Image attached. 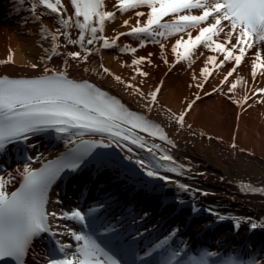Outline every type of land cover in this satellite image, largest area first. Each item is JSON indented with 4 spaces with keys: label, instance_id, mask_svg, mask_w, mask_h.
Returning <instances> with one entry per match:
<instances>
[{
    "label": "bare ground",
    "instance_id": "obj_1",
    "mask_svg": "<svg viewBox=\"0 0 264 264\" xmlns=\"http://www.w3.org/2000/svg\"><path fill=\"white\" fill-rule=\"evenodd\" d=\"M34 2L0 0V60L7 59L10 52L13 57L11 63L0 64V76L36 78L44 74L45 67L63 70L64 61L68 59L65 53L82 51L79 45L67 44L61 36L56 42L61 54L51 53L50 34L56 33L59 25L46 14L35 19L31 10ZM104 2L106 11L116 13L114 20L105 22L103 35L108 38L128 32L129 27L123 26V21L128 20L129 26H134L135 11H148L142 6L120 13L115 7L116 0ZM62 3L71 15L69 0H62ZM46 12L37 6V15ZM192 14H199V11L193 10ZM140 19L143 22L146 17ZM69 32L72 38L78 37L77 29ZM181 35L187 39L186 34L180 33L162 41L168 64L161 59L159 43L148 40L140 47L135 37L121 36L116 46L107 49L101 46L102 41L88 45L85 40L90 52L88 60L69 59L67 68L69 78L107 90L118 96L130 111L159 125L172 144L144 132L135 134L143 137L148 147L159 145V149H153L156 156L167 153L175 162L159 161V164L182 165L180 174L159 168V174L167 180L148 177L145 169L135 163L137 159L157 163L145 149L127 141L117 146L107 134L84 132L78 137L76 129L64 134L29 135L27 140H19L22 145L14 141L0 150V176L12 179L6 185L9 192L19 187L25 165L37 169L78 147L86 150V156L90 157L84 156L80 167L69 172L53 188L57 195L55 201H52V193L48 194L46 209L57 213L56 219L50 217V228L55 235L45 233L34 240L29 249V264H43L57 240L72 245L67 250L71 253L75 240L68 233H79L80 226L74 220L59 217L73 210L81 211L85 222L107 230L119 247L131 248L147 263L161 260L160 264H199L203 260L207 264H264V192L244 187L264 189V93L253 95L257 89H264V68L258 66L253 79L251 67L255 52L261 51L264 58V50L251 49L224 85L220 81L234 62H227L219 69L209 64L212 74L204 87L199 88L196 85L203 80L200 70L205 66L206 57L217 55L219 61L223 56L200 47L191 64L177 62L171 47ZM124 45L135 47L137 51H121ZM141 57L151 59V64L145 60L139 65L147 76H140L134 71L136 66H129L134 58ZM33 64L37 67H31ZM100 65L134 85L144 97L104 74ZM85 68L89 70L84 71ZM238 77L242 78L241 82L229 92L230 83ZM156 87H160V91L149 110L146 97ZM214 88L221 90L214 92ZM246 94L251 97L246 102H233L243 100ZM181 113H185L183 126L173 119ZM81 140L97 142L98 146L81 145ZM109 143V147L99 146ZM237 222L239 227L234 231ZM252 224L257 227L252 228ZM162 241L165 243L157 247ZM176 252L178 256L174 255Z\"/></svg>",
    "mask_w": 264,
    "mask_h": 264
},
{
    "label": "snow or ice",
    "instance_id": "obj_2",
    "mask_svg": "<svg viewBox=\"0 0 264 264\" xmlns=\"http://www.w3.org/2000/svg\"><path fill=\"white\" fill-rule=\"evenodd\" d=\"M69 3L73 10L71 15L62 0H35L32 4L31 10L35 19L39 20L40 15L46 14L52 16L59 25L56 33L50 34L53 41L51 49L53 55L61 54L57 51L56 43L61 36L67 44L79 45L82 51L66 52L68 59L64 61L63 70L57 71L45 67L43 75L31 79L0 76V150H4L14 141L27 140L29 135L46 131L64 134L69 133L70 129H76L78 131L75 135L78 137H81L84 132L107 134L111 142L116 143L117 146H120L121 141H127L145 149L157 163H146L144 159H137L135 163L145 169L148 177L167 180V177L159 174V168L180 174L182 165L169 167L159 164V161L175 162L167 153L156 156L153 149H159V145L153 144L148 147L144 138L135 134L137 131L144 132L172 144L163 129L142 114L130 111L118 99L108 95L94 84L70 79L67 74V68L70 66L69 59L78 62L88 60L90 52L85 47V40L88 45H92L97 40L102 41L101 46L107 49L116 46L121 36H131L139 41L140 47L145 46L148 40L159 43L161 59L168 64L167 58L163 55L165 44L162 41L184 33L187 39L181 35L171 47L177 62L185 61L191 64L193 55L200 47L211 53L222 55L223 59L219 61L217 55L206 57L205 66L200 70L203 80L196 86L203 88L204 82L212 74L208 68L209 64L219 69L227 62H234L232 68L220 81V84L224 85L229 81V77L237 72V68L251 49L260 47L264 50V0H116L115 7L120 13L139 9L142 6H146L148 11L146 13L135 11L137 18L135 25L129 26V21L124 20L123 26H128L129 31L117 33L112 38L104 36L103 32L105 22L114 20L116 13L105 10L104 0H69ZM37 6L47 12L37 15ZM193 10H198L199 14H192ZM140 17H146V19L142 22ZM165 17L170 19L165 20ZM70 29L78 30L77 38H72ZM193 30H196L195 35ZM157 37L160 39L158 40ZM121 51L135 53L137 49L124 45ZM200 54L204 55L203 52ZM150 56L151 53H149ZM12 60L10 52L7 59L0 60V64H8ZM145 60L151 64L150 58L141 57L134 58L129 66H136L134 71L140 76H147L148 73L139 68ZM258 66L264 68V58L259 50L255 52L252 59L253 79ZM31 67L36 68L37 65L33 64ZM100 68L104 74L112 76L118 83L132 89L134 94L144 97V93L134 85L126 83L103 65H100ZM88 70L84 69V71ZM132 79L134 80L135 77ZM193 79L195 80L196 77L193 76ZM241 79L238 77L235 82H231L228 91L233 92ZM220 90V88L213 89L214 92ZM159 91L160 87H156L146 97L149 110L156 102ZM256 92L264 93V89H257L253 95ZM250 98L246 94L243 100L233 102L242 104ZM197 99H199L198 96ZM191 107L190 103L188 108ZM184 116L185 113H181L179 116H173V119L183 126ZM89 144L92 147L98 146L97 142L81 140V145ZM99 146L109 147L111 144ZM128 150L131 151V148ZM86 154H88L86 150L82 151L78 147L37 169L25 165L19 187L11 192L7 190L6 185L11 183L12 179L6 180L0 176V264H3L6 259L14 264H25L24 258L35 239L45 233L55 235L50 228V217L56 219L57 213L46 209L49 189L61 177V174L77 170ZM180 187L183 188L184 185ZM244 187L249 191L264 192V189L252 188L248 185ZM59 218L74 220L82 225L85 224L86 219L79 210L65 212ZM251 226L257 227L256 224ZM236 227H239V222ZM68 234L78 242L75 251L69 253L67 250L71 249L72 245L57 240L55 241L56 250L64 254L63 258H51L47 264H120L114 256L105 251L95 238V234L85 235L76 231H70ZM164 243L162 241L157 247ZM174 255L178 256L179 253L176 252ZM199 264H207V262L202 260Z\"/></svg>",
    "mask_w": 264,
    "mask_h": 264
},
{
    "label": "rangeland",
    "instance_id": "obj_3",
    "mask_svg": "<svg viewBox=\"0 0 264 264\" xmlns=\"http://www.w3.org/2000/svg\"><path fill=\"white\" fill-rule=\"evenodd\" d=\"M57 195H55L54 193H52V201H55Z\"/></svg>",
    "mask_w": 264,
    "mask_h": 264
}]
</instances>
